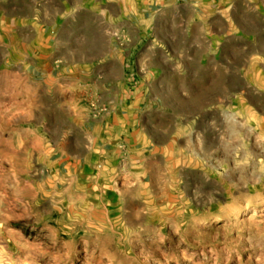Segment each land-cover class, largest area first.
I'll use <instances>...</instances> for the list:
<instances>
[{
    "label": "rangeland",
    "instance_id": "obj_1",
    "mask_svg": "<svg viewBox=\"0 0 264 264\" xmlns=\"http://www.w3.org/2000/svg\"><path fill=\"white\" fill-rule=\"evenodd\" d=\"M13 5L0 0V264H264V0H169L154 28L114 32L111 75L147 76L160 98L143 185L120 177L122 191L50 180L70 111L103 108L89 72L41 66Z\"/></svg>",
    "mask_w": 264,
    "mask_h": 264
},
{
    "label": "crops",
    "instance_id": "obj_2",
    "mask_svg": "<svg viewBox=\"0 0 264 264\" xmlns=\"http://www.w3.org/2000/svg\"><path fill=\"white\" fill-rule=\"evenodd\" d=\"M168 1L12 0L15 2L11 7L13 29L16 33L19 29L26 30L27 48L39 54L35 58L41 66L52 65L53 69L69 70V73L89 72L90 99L103 108L96 114L89 107L70 111L71 131L60 145L62 150L58 151L57 160L48 165L50 180L56 181L61 191H122L121 186H126L129 178H133V184L143 185L145 154L148 148L155 147L146 119L155 111L154 102L160 98L151 90L147 76L132 73L131 79H125L122 74L111 75L116 64L112 37L115 31L123 36L141 35L143 26L154 28L157 13L154 6ZM177 9L174 7L173 13L177 14ZM134 27L138 28L137 32L131 30ZM97 50L105 52L100 59L76 55L78 51ZM123 64V60L118 61L121 70ZM132 78L134 84L130 83ZM78 129L82 130L81 138L73 135ZM76 140L84 154L69 149ZM81 140L83 144L79 143ZM131 170L133 173L128 177L126 171ZM120 177L122 182L128 179L117 189L114 183Z\"/></svg>",
    "mask_w": 264,
    "mask_h": 264
}]
</instances>
